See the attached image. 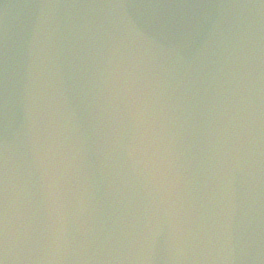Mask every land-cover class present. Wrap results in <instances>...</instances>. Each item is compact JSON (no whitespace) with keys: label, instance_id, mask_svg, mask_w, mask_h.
<instances>
[{"label":"snow or ice","instance_id":"6c2138e0","mask_svg":"<svg viewBox=\"0 0 264 264\" xmlns=\"http://www.w3.org/2000/svg\"><path fill=\"white\" fill-rule=\"evenodd\" d=\"M0 264H2V262H0Z\"/></svg>","mask_w":264,"mask_h":264}]
</instances>
